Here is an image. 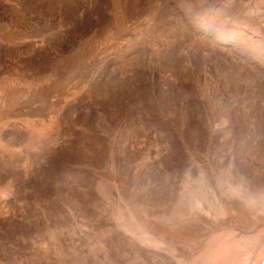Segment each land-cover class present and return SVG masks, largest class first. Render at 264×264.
I'll return each mask as SVG.
<instances>
[{
  "label": "rangeland",
  "instance_id": "rangeland-1",
  "mask_svg": "<svg viewBox=\"0 0 264 264\" xmlns=\"http://www.w3.org/2000/svg\"><path fill=\"white\" fill-rule=\"evenodd\" d=\"M264 255V0H0V264Z\"/></svg>",
  "mask_w": 264,
  "mask_h": 264
},
{
  "label": "built area",
  "instance_id": "built-area-1",
  "mask_svg": "<svg viewBox=\"0 0 264 264\" xmlns=\"http://www.w3.org/2000/svg\"><path fill=\"white\" fill-rule=\"evenodd\" d=\"M249 264H264V255L249 262Z\"/></svg>",
  "mask_w": 264,
  "mask_h": 264
}]
</instances>
